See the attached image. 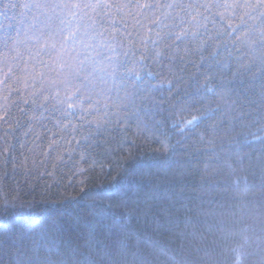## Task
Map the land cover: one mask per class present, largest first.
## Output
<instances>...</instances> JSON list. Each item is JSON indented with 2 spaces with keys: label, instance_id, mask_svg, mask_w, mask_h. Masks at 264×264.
Here are the masks:
<instances>
[{
  "label": "trees",
  "instance_id": "trees-1",
  "mask_svg": "<svg viewBox=\"0 0 264 264\" xmlns=\"http://www.w3.org/2000/svg\"><path fill=\"white\" fill-rule=\"evenodd\" d=\"M0 264H264V0H0Z\"/></svg>",
  "mask_w": 264,
  "mask_h": 264
},
{
  "label": "snow or ice",
  "instance_id": "snow-or-ice-1",
  "mask_svg": "<svg viewBox=\"0 0 264 264\" xmlns=\"http://www.w3.org/2000/svg\"><path fill=\"white\" fill-rule=\"evenodd\" d=\"M219 6V5H217ZM224 7H237L238 5H235V4H232V5H228V4H225L223 5ZM65 39L67 40L68 38L65 37ZM69 108L73 107V105L69 104L68 106ZM191 123V122H190ZM81 183H83V181H81ZM11 206H14V205H11ZM4 209H7L8 207H10V205L8 204L7 201L4 202V205H3Z\"/></svg>",
  "mask_w": 264,
  "mask_h": 264
}]
</instances>
